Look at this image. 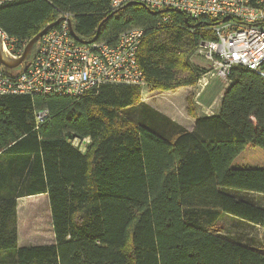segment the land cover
<instances>
[{"label":"trees","instance_id":"16d2710c","mask_svg":"<svg viewBox=\"0 0 264 264\" xmlns=\"http://www.w3.org/2000/svg\"><path fill=\"white\" fill-rule=\"evenodd\" d=\"M64 13L85 41L102 21L98 40L107 42L143 29L137 62L150 91L191 88L206 73L191 59L215 21L178 12L158 25L161 13L144 5L15 0L0 7V29L28 42ZM230 80L217 114L197 117L188 103L191 131L135 87L102 86L77 99L1 97L0 264H264L263 247L215 230L225 215L264 230V205L242 196H264V81L245 68ZM42 195L55 243L19 247L17 202L36 200L25 230L37 216L41 232Z\"/></svg>","mask_w":264,"mask_h":264},{"label":"built area","instance_id":"2783aa9c","mask_svg":"<svg viewBox=\"0 0 264 264\" xmlns=\"http://www.w3.org/2000/svg\"><path fill=\"white\" fill-rule=\"evenodd\" d=\"M15 0H0V7ZM139 3L161 13L158 25L171 24L168 11L189 19H209L208 38L194 57L210 64L195 84L203 89L215 76L231 83L235 68H245L264 81V0H109L110 9ZM62 21L47 31L34 47L33 54L16 74L3 72L0 66V98L6 96H61L81 98L102 86L147 88L137 62L143 29L120 33L112 41L90 44L76 42L69 30L72 15H59ZM72 24V23H71ZM1 49L5 57L17 60L27 41L8 36L0 29ZM192 60V59H191ZM47 111L36 113V123L47 118Z\"/></svg>","mask_w":264,"mask_h":264},{"label":"rangeland","instance_id":"374dc122","mask_svg":"<svg viewBox=\"0 0 264 264\" xmlns=\"http://www.w3.org/2000/svg\"><path fill=\"white\" fill-rule=\"evenodd\" d=\"M32 54L33 51L31 55ZM191 61L194 65L200 69H203L204 71L210 70V64L201 58L194 57ZM20 70L21 68H17L11 70L10 72L12 74H16ZM207 82V85L203 89L193 86L188 90H176L171 93L163 92L164 94H162V92H153L148 88H145L141 93V99L144 103L161 112L169 119L181 125L183 128L191 129L194 118L188 114V107H191L193 113L197 117L217 114L220 108L221 97L224 91L231 84H226L225 81L216 76L212 79H208ZM189 102L190 105L188 106ZM84 142H87V140ZM72 145L83 151L82 144L79 141L74 140ZM242 196L257 204L264 205V196L262 195L245 194ZM37 198H41L42 202H45L47 205V223L44 229H41V232L38 231L40 225L36 216V218L33 217L31 219V223L35 222L36 220V224L25 230V223L28 218V210H30V207H33L37 202L36 200L20 199L17 202V222L20 232L18 235L21 236H18L19 246L20 243L23 245H41L46 242V240L44 241V238L49 237L50 233H53L48 200L43 195ZM18 209L20 210L19 213ZM27 223L29 224V222ZM215 230H218L221 236L229 240H238L253 247L264 248V230L255 228L247 223L240 222L238 219L233 217L226 215L219 216ZM21 238L23 239V242H21Z\"/></svg>","mask_w":264,"mask_h":264},{"label":"water","instance_id":"95a60500","mask_svg":"<svg viewBox=\"0 0 264 264\" xmlns=\"http://www.w3.org/2000/svg\"><path fill=\"white\" fill-rule=\"evenodd\" d=\"M131 4H138V5H141L139 3H130L128 5H131ZM150 11V10H149ZM152 12L153 14H157L158 12H153V11H150ZM62 21V18H58L57 20H55L54 22L46 25L41 31H39L35 36H33L25 45V48L22 52V55L20 56V58H18L17 60H11V59H8L7 57L4 56L3 52H2V49H1V43H0V66L3 70V72L7 73L11 70H14V69H17V68H21L20 71H23L24 70V65L25 63L27 62V60L29 59L35 45L37 44V42L41 39V37L47 32L49 31L50 29L56 27L60 22ZM104 21H102L97 29H96V34L95 36L88 40V41H85V40H82L80 39L73 31V28H72V24L69 23V30H70V34L72 36V38L78 42V43H81V44H90V43H93L95 41L98 40V37H99V33H100V29L103 25ZM252 122H254L253 119H251Z\"/></svg>","mask_w":264,"mask_h":264},{"label":"crops","instance_id":"0c3cea01","mask_svg":"<svg viewBox=\"0 0 264 264\" xmlns=\"http://www.w3.org/2000/svg\"><path fill=\"white\" fill-rule=\"evenodd\" d=\"M182 89H184V90H188V89H191V88H181V89H179V90H182ZM178 90V91H179ZM166 93H171V92H166ZM162 94H164L163 92H162ZM161 113V112H160ZM193 126H194V120H193V124H192V127H191V129H186L187 131H191L192 130V128H193ZM252 226V225H251ZM253 227H255V228H259L258 226H253ZM17 228H18V234L20 233L19 232V227H18V222H17ZM261 229V228H260ZM18 236H20V235H18ZM21 237V236H20ZM46 240V242L45 243H43V244H41V245H23L22 243H20V246H19V244H18V246L19 247H34V246H50V245H54V243H55V239H54V234L52 233H50V236L49 237H46V238H44V241ZM21 242H23V239L21 238ZM22 245V246H21Z\"/></svg>","mask_w":264,"mask_h":264}]
</instances>
